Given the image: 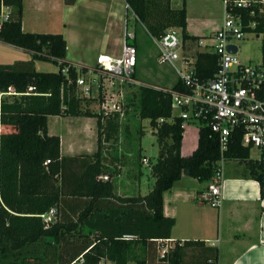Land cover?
Segmentation results:
<instances>
[{"label": "trees", "instance_id": "1", "mask_svg": "<svg viewBox=\"0 0 264 264\" xmlns=\"http://www.w3.org/2000/svg\"><path fill=\"white\" fill-rule=\"evenodd\" d=\"M137 18L145 33L159 39L169 28L179 29L184 42L197 38L186 31V10L171 7V0H123ZM10 8L8 21L0 24V43L31 54L30 61H17L0 65V264H24L26 259H36L40 252L51 244L64 242V229L76 224L63 223L59 214L62 199L66 196L110 199L113 197L111 174L101 163V144L118 142L122 127L118 117L102 121L97 116V150L92 155L74 157L60 156V139L49 135V117H95L93 113L81 111V98L75 85L78 76L87 68L77 70L65 61L66 43L61 34L28 33L21 29L22 0H0V6ZM255 9L253 15L242 11L243 31L264 34V6ZM128 10H126V15ZM253 22L254 26L247 24ZM134 39L133 44H137ZM264 44V43H263ZM137 48V47H136ZM138 51V49H137ZM264 51V46H263ZM50 62L58 67L57 72H38L34 61ZM264 68V54L262 57ZM217 68V57L211 52L195 53V71L199 80L213 77ZM66 69V73H62ZM136 78V71L134 74ZM33 87L31 92L27 89ZM173 90H183L175 76ZM264 99V82L257 92ZM138 115L147 119L154 130L157 155L153 163L147 161L153 186L143 197L128 198L141 207V216L148 222L152 237H143L135 232L136 239L99 237L94 245L80 241V231L75 233V245L86 250L83 264H98L105 259L113 264H147L146 256L132 255L134 245L146 242L147 238L167 239L173 220L162 213V194L187 171L188 176L200 182H210L219 158L217 142L207 128L198 131L197 146L188 156H181L184 127L182 120L173 116L171 99L151 87L138 89ZM125 119V118H124ZM126 133L128 127L125 126ZM109 144V143H108ZM249 148L239 145L238 140L225 153L227 160L243 164L241 174L256 181L260 191L264 188V162L251 160ZM81 169V171L79 170ZM105 176L107 181L98 180ZM55 207V219L45 227L39 215ZM79 219V218H78ZM78 221V220H77ZM132 236V235H128ZM74 245V243H73ZM202 250L204 258H185L189 249ZM217 250L206 248L201 241L175 242L163 253L160 261L165 264H215ZM77 264V263H73Z\"/></svg>", "mask_w": 264, "mask_h": 264}, {"label": "crops", "instance_id": "2", "mask_svg": "<svg viewBox=\"0 0 264 264\" xmlns=\"http://www.w3.org/2000/svg\"><path fill=\"white\" fill-rule=\"evenodd\" d=\"M125 8L123 0H22L21 29L28 33L61 34L66 43L65 61L77 68L91 69L95 66L96 56L101 53L114 57L120 55ZM221 23L219 21L211 28L209 37ZM186 31L192 36L187 24ZM209 37L197 36L193 42ZM65 118L70 120L64 124L69 135L72 136L74 131L75 134L86 131L88 135H95L96 119L94 123L88 124L79 121L80 117ZM47 132L56 135L50 134L48 126ZM57 136L60 139L61 157L92 155L96 151V146L91 144L78 149L71 141L61 142V136ZM197 136L187 152H180L182 157L190 155L196 148ZM120 143L122 136H119L116 149L109 155L106 147L110 145L103 143L105 147L101 149L100 155L102 165L112 169L110 183L113 197L96 198L94 201L89 197H64L59 208L60 217L63 223L70 222L77 227L64 229L65 239L62 244H51L36 259H26L24 264H83V255L87 249L83 250L80 243L79 247L75 245L74 237L78 231L82 236L79 242H86L89 248L99 237L105 239L109 236L132 235V239H136L135 232H140L143 237L153 236L148 222L140 214V205L136 211L135 203L127 201L128 198L143 197L151 190L152 181L148 174L145 177L142 172L147 166L143 160H148L140 152L135 155L130 146L124 148ZM256 158L250 157L254 161ZM225 168L219 208H211L201 202V195L207 190L208 182H200L183 173L162 194L163 216L173 220L169 238L155 242H151L153 238H147L146 242L134 245L132 255L146 256L147 264H165L160 261L162 254L172 248L175 242L201 241L206 248L217 250L215 264H264V188L261 192L256 181L243 177V164L237 160H227ZM143 183H147V186ZM185 258H198L197 262L200 263L204 253L191 248ZM98 264L113 262L102 259Z\"/></svg>", "mask_w": 264, "mask_h": 264}, {"label": "built area", "instance_id": "3", "mask_svg": "<svg viewBox=\"0 0 264 264\" xmlns=\"http://www.w3.org/2000/svg\"><path fill=\"white\" fill-rule=\"evenodd\" d=\"M221 1L222 23L209 39H200L196 43L184 42L176 28L167 29L159 39L150 37L157 50V64L171 68L183 90L151 87L135 78L138 51L133 44L135 37L129 29L128 14H132L133 20L137 18L126 4L128 13L124 18L120 55H97L95 66L87 68L75 81L81 98L92 95L99 98L98 115L102 121L116 115L119 123L123 121L127 106L124 102L126 89L151 87L170 95L172 114L180 118L182 123L196 122L198 131L207 128L217 142L219 158L212 180L201 195V202L215 209L221 205V183L227 161L225 153L235 140H238L239 145L255 150L258 153L257 162H264V99L257 95L264 82V68L262 64H244L236 56V43L242 41L245 34L241 12L253 15L257 8L262 11L264 0ZM9 12L10 8L0 6V24L8 21ZM247 26L253 27L254 23L249 22ZM192 43L201 49L194 50L195 53L211 52L217 57L216 71L206 81L196 76L195 53L191 55L189 52L193 48ZM231 46L236 48L235 53L228 51ZM61 72L66 73V69ZM32 90L33 87L27 89L28 92ZM143 162L147 163L145 159ZM56 213L53 207L39 215L45 227L54 221ZM122 238L130 240L134 237Z\"/></svg>", "mask_w": 264, "mask_h": 264}, {"label": "rangeland", "instance_id": "4", "mask_svg": "<svg viewBox=\"0 0 264 264\" xmlns=\"http://www.w3.org/2000/svg\"><path fill=\"white\" fill-rule=\"evenodd\" d=\"M184 4L185 10L188 11V23L186 16V24L189 27L190 34L196 37L207 38L211 34V28L215 26L219 21L223 19V6L220 0H171V7L174 9L181 8ZM187 13V12H186ZM205 17L203 20L202 18ZM133 20L132 14H128V22H130L131 31L134 32L135 42L137 44V64L135 67L136 79L141 83H144L151 87H160L170 89L175 82V74L171 68L168 66H160L156 61L157 50L150 39V37L145 33L142 26ZM203 21V22H202ZM134 24V25H133ZM264 34H256L255 32L245 33L242 41L237 42L238 47L237 59L251 66H257L262 64V57L264 54ZM191 54H194V50L200 48L195 47L194 43ZM31 54L24 52L12 46L0 43V65L13 64L17 61H30ZM34 68L38 72H57L58 67L50 62L45 61H34ZM124 102L127 103L125 107V121L123 119L122 127L119 131V136H122V143L120 145L124 148L130 146V149L135 155L139 152L147 159L150 163L155 162L157 155V142L154 130L150 127L149 121L147 119H141L138 115V89L136 87L128 88L124 92ZM80 96V94H79ZM1 97V96H0ZM100 100L96 95H92L84 100L81 105V111H88L93 113L95 117H83L79 116V121L82 123L86 122L88 124L94 123L97 119L99 111ZM99 116V115H98ZM66 121H70L65 117H49L48 118V130L50 134H59L62 138L61 142L66 140L71 141L78 149L87 147L89 144L93 145L97 150V130L94 125L93 134H87L86 131H80L78 133L73 132L72 136L69 135L68 129L64 127ZM96 123V120H95ZM184 132L182 139V146L180 152H187L188 147L194 145V137L198 135V123L196 122H183ZM125 126L128 127L129 133L125 131ZM96 130V131H95ZM121 133V134H120ZM87 135V136H86ZM121 139V138H120ZM110 146H107V154L112 153L115 145L112 142H108ZM105 147L101 144L100 150ZM118 147V145H117ZM77 149V150H78ZM116 149V148H115ZM62 148V152H63ZM78 152V151H77ZM84 155V154H83ZM258 153L255 150L250 151V157L252 159L256 158ZM227 167V165H226ZM242 167V166H240ZM103 169L110 173L112 169L108 166H104ZM226 168H224L225 170ZM145 173V177H150L152 183H150L151 188L153 186V178L149 172V166H145L142 169ZM111 174V173H110ZM147 186V183H143ZM210 208V207H209ZM165 252V251H164Z\"/></svg>", "mask_w": 264, "mask_h": 264}, {"label": "water", "instance_id": "5", "mask_svg": "<svg viewBox=\"0 0 264 264\" xmlns=\"http://www.w3.org/2000/svg\"><path fill=\"white\" fill-rule=\"evenodd\" d=\"M228 51H229L230 53H235V52H236V48L233 47V46L228 47ZM185 174L188 175V172L186 171ZM98 180L105 182V181H107V177H105V176H100V177H98Z\"/></svg>", "mask_w": 264, "mask_h": 264}]
</instances>
